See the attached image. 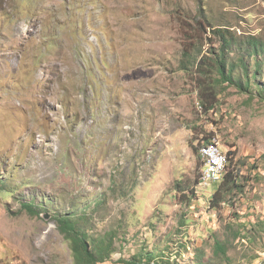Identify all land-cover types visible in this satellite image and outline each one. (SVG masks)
I'll return each instance as SVG.
<instances>
[{
    "label": "rangeland",
    "instance_id": "374dc122",
    "mask_svg": "<svg viewBox=\"0 0 264 264\" xmlns=\"http://www.w3.org/2000/svg\"><path fill=\"white\" fill-rule=\"evenodd\" d=\"M220 27L264 39V0H0V264H75L60 213L113 232L102 264H264L262 89L196 67ZM213 138L242 185L219 208Z\"/></svg>",
    "mask_w": 264,
    "mask_h": 264
},
{
    "label": "trees",
    "instance_id": "16d2710c",
    "mask_svg": "<svg viewBox=\"0 0 264 264\" xmlns=\"http://www.w3.org/2000/svg\"><path fill=\"white\" fill-rule=\"evenodd\" d=\"M216 29L214 31L220 39L219 47L212 54H202L201 58L196 61L197 69L202 70H199V75L203 73L210 77L208 80L214 81L216 86L226 83L227 85H235L242 90H248L250 86L257 85L264 91V39L257 36L242 38L228 28L220 27ZM261 81L262 84H260ZM258 91L264 99V93ZM213 105L210 104V107H213ZM232 155V152H227L228 163L223 180L211 196L210 205L213 208H219L230 195H233L235 191L242 187L240 171L235 166H230ZM198 181L195 180V185ZM189 193L193 194L194 190L189 189ZM22 205L35 213V206L32 202H26ZM52 217L56 219L60 232L71 245L75 264H102L108 260L110 261L114 249L115 235L113 232L92 235L89 233L90 229L83 225L84 219H86L85 215L76 217L72 213H60ZM228 227L234 238L240 239L241 230L234 229L231 225H228ZM214 245L217 254H224L227 257L226 242L215 239ZM204 257L199 254L194 264H210L209 260H205ZM155 259L156 256L153 252L143 251L128 259L119 258L117 263L173 264L163 259L155 262Z\"/></svg>",
    "mask_w": 264,
    "mask_h": 264
},
{
    "label": "bare ground",
    "instance_id": "6f19581e",
    "mask_svg": "<svg viewBox=\"0 0 264 264\" xmlns=\"http://www.w3.org/2000/svg\"><path fill=\"white\" fill-rule=\"evenodd\" d=\"M212 143L214 146H216L217 148L222 150V147H221L218 140L214 139V140L207 141L206 143L201 145L199 148V155L201 156L203 161H204V152H211L212 151ZM227 163H228L227 154L225 152H223V150H222V159H221V163L218 164V172L214 173L213 175H202L201 174L200 182L203 185H209V184H211V182L222 181L224 174H225V171H226ZM206 171H216V164H206Z\"/></svg>",
    "mask_w": 264,
    "mask_h": 264
},
{
    "label": "built area",
    "instance_id": "2783aa9c",
    "mask_svg": "<svg viewBox=\"0 0 264 264\" xmlns=\"http://www.w3.org/2000/svg\"><path fill=\"white\" fill-rule=\"evenodd\" d=\"M204 151V150H203ZM222 159V150L217 148L212 143V151L204 152V165L201 166L202 175H213L218 172V164L221 163ZM206 164H216V171H206Z\"/></svg>",
    "mask_w": 264,
    "mask_h": 264
},
{
    "label": "clouds",
    "instance_id": "9594fccd",
    "mask_svg": "<svg viewBox=\"0 0 264 264\" xmlns=\"http://www.w3.org/2000/svg\"><path fill=\"white\" fill-rule=\"evenodd\" d=\"M198 184V183H197ZM197 184H196V186H197ZM196 186H195V192H196Z\"/></svg>",
    "mask_w": 264,
    "mask_h": 264
},
{
    "label": "water",
    "instance_id": "95a60500",
    "mask_svg": "<svg viewBox=\"0 0 264 264\" xmlns=\"http://www.w3.org/2000/svg\"><path fill=\"white\" fill-rule=\"evenodd\" d=\"M45 218H48V216H45Z\"/></svg>",
    "mask_w": 264,
    "mask_h": 264
}]
</instances>
